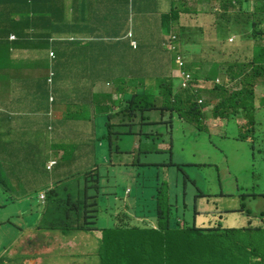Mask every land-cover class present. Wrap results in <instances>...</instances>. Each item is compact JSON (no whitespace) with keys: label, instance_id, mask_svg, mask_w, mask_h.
<instances>
[{"label":"clouds","instance_id":"obj_1","mask_svg":"<svg viewBox=\"0 0 264 264\" xmlns=\"http://www.w3.org/2000/svg\"><path fill=\"white\" fill-rule=\"evenodd\" d=\"M133 1L126 0V4L130 9L133 8L136 13L129 12L125 28L120 32V36H116L112 40L102 38L101 35L98 37L88 35L87 29L82 27V24L85 23L84 18H82L81 24L75 21L74 14L84 12V0H71V3L65 0L67 13L65 22L78 27L81 33H54L48 40L43 37L20 40L14 32L8 35L7 41L11 47L19 45L35 47L43 55L42 64L45 68L42 78L43 81L46 78L49 89L50 105L47 114L50 121L49 132L53 133L56 128L65 130L64 134L73 132L77 135L81 132H88L90 139L84 141L83 144L76 141L54 140L47 144L44 143L42 148L34 150V157L23 158L22 161L25 163L42 167V187L34 189L12 188V183L4 180V174L0 169V190L2 189L0 191V204L2 205L0 210L6 208L4 204L28 206L33 197L38 200L42 207V215L33 224L25 219L29 210H19L12 215L3 214L2 218L7 219H0V264H91L92 261L89 262V257L85 254L90 248L88 245L93 246L90 258L93 260V256L97 257L102 264L100 242L103 239L101 230L105 228L99 226L101 214L107 215L109 218L110 216L122 218L127 216L130 219L128 224L132 229L142 227L151 231L157 230L158 221L154 214V206L141 205L142 208L133 212L135 202L132 201V198L136 193V172L134 173L131 166L132 164L158 166L166 159L174 161L172 157H174L175 145L178 143L185 144L188 135L197 137L202 134L204 138L209 135L206 140L209 141V145H212L211 135L207 130L210 121H214L217 128L231 127L236 129L237 133L231 138L251 144L254 158L256 153H264V142L257 146L258 140L264 138V123L261 121V119L264 120V77L257 78L255 87L256 123L253 125L249 124L248 118L241 110L229 120L214 118L211 112L216 100L211 99L206 93L197 99L199 104L212 100L204 109V112L207 113V119L202 130L185 122L182 118L179 119L176 115L172 119L174 126L169 128L168 125H165L169 120L167 114L162 115L158 111L150 112V118L146 121L154 124L143 127L135 121L121 122L120 115L116 117L122 109L123 99L132 94L134 88L137 87V84L134 83L137 75L134 74L133 67L139 64L138 53L141 50L145 53L153 52L151 54L152 61L149 59L140 73L144 80L149 77L159 78L160 75H166L167 78L175 81L176 88L197 91L198 89H211L214 84V81L205 80L203 76V72L210 64L205 63L201 69L196 68V71L201 75L199 79H195L193 71L190 70L193 56L186 54V48L195 50L194 46L198 45L197 50H195V58L198 62L207 58L229 67L235 62L249 63L254 58L255 49L259 46V42L264 45V40H255L251 36V27L245 30L243 26L228 20V15L233 16L237 10L232 9L231 6L222 10L220 4L223 0H176V8L183 10V13L180 14L178 23L173 24L168 33L161 27V16L169 13L172 8L171 3L174 0H157L156 9L158 10L153 11L148 2L137 0V3L134 1V6H132ZM213 1L217 3L215 4L217 7H213ZM242 1L245 8L250 6L251 9L257 3H264V0H249V4L247 0ZM195 3L211 8L208 19L200 18L201 9L192 10ZM233 3L234 1L232 5ZM75 6L76 9H74ZM137 6L140 8L149 7V10L138 12ZM19 7L21 6L17 7L18 12ZM118 9L119 5H109L108 0H88L86 1L85 12L89 13L88 16L91 20H99L101 25L106 16H110L114 10ZM222 11H227V14L222 16ZM71 16L74 21L73 24L70 23ZM0 19L5 21L1 14ZM5 24L7 23L5 22ZM181 26L199 29L193 33V44H184L180 40L178 28ZM12 27L14 28L15 25ZM123 41L126 43L121 49ZM107 43H112L113 46L107 48ZM158 43L159 46L157 47ZM55 44L60 45L58 55L54 50ZM214 45L226 48L224 52H221L224 54L223 58L212 57L211 52L213 50L210 51L208 47ZM82 48L88 49L91 53H97L94 51L98 50H103L106 53H117L115 60L109 61L105 58V70L102 75L93 74L90 76V92L88 95H84L83 100L81 94L66 91L68 82L64 70L66 53L73 49L80 51ZM10 51L12 54L15 52L14 48H11ZM128 53L131 54V57L125 59L124 55ZM142 59L145 60L148 57L144 56ZM123 62H128V65L123 66L122 70L112 69L116 63L121 64ZM61 65L62 68H60ZM135 72L137 71L135 70ZM215 82L220 84L222 78H217ZM238 84L237 80L229 84L228 88L231 92L238 91L240 88ZM155 85L156 82L144 81L147 92L151 91ZM57 92L58 94H56ZM159 103L160 101L157 102V105ZM95 105L103 112L101 119L103 128L98 131L95 130L97 128L96 120L90 117L91 108ZM154 113H157L156 117L153 116ZM108 117L112 119L108 121ZM82 121L83 126H81ZM131 124L132 127L128 128L118 127L131 126ZM108 125L115 126L110 130L112 134H122L119 137L111 138V149H109V142L106 140ZM178 125L189 126L194 131L187 133L186 130L183 131L180 128L179 132ZM238 131L241 132L238 133ZM216 134L218 135V132ZM180 135H184V137L180 139ZM201 142L207 144L203 139ZM156 143L158 144L153 147ZM105 147L108 149V156L103 155V162L98 163L95 160L97 148L104 150ZM207 148L205 147V150ZM158 151L165 152L159 154ZM204 165L208 164L204 163ZM66 168H71L72 171H65ZM148 172H154V169L147 170ZM160 172L162 173L163 169ZM96 173H99L102 178L100 181L101 189L99 192L87 191V195L98 197L99 207L96 217L98 230L92 232L77 231L87 228V225L84 221L78 222L73 215L74 213H71V219L65 222V206L77 204L80 201L84 191L86 192V188L91 187L87 181L92 179L91 175ZM45 175L48 176V182H45ZM189 176L191 177L190 173ZM127 183L130 184L129 187H127ZM139 189L142 193L145 192L142 187ZM170 189L173 190V188ZM190 192L194 200L189 203H194L195 197L199 196L198 208L200 211L206 212L204 220L200 219L201 222L209 219V223L213 221L215 226L218 222L217 228L222 223L224 229L241 228L243 223H246L245 227L264 226V211L260 206L264 204V194H243L241 195V205L234 208L223 206L224 199L228 195L222 191L207 194L202 189H195L194 183L190 182ZM249 197L262 200L258 204L260 207L258 210L246 208L244 201ZM109 199L111 202H108ZM103 205H107V207L103 209ZM228 216L233 217L235 221L233 225L228 222ZM259 217H262L263 220ZM253 218L259 224L251 225L250 222ZM53 223L56 224L54 226L56 231L45 227H50Z\"/></svg>","mask_w":264,"mask_h":264},{"label":"trees","instance_id":"obj_2","mask_svg":"<svg viewBox=\"0 0 264 264\" xmlns=\"http://www.w3.org/2000/svg\"><path fill=\"white\" fill-rule=\"evenodd\" d=\"M86 1L88 0H84L83 5L84 12L74 14L78 24L83 22L82 18L85 19V23L90 21L89 13L85 12ZM134 1L137 3V0ZM139 1L148 2L152 11L158 10L156 9L157 0ZM175 1H172L169 13L161 16V27L167 33L173 24L178 23L180 14L183 13V10L176 8ZM247 1L249 4L250 1ZM108 2L109 5H119V9L114 10L110 16H106L101 25H89L86 32L100 33L102 38L112 40L120 36V32L125 28L129 12L135 11L128 7L126 0H108ZM220 5L222 10L228 9L229 6L237 10L233 16L228 15L229 21L243 26L245 30L251 27V36L255 40H264V3L255 4L253 9L250 6L245 8L242 0H223ZM18 6L26 7V11L18 12ZM0 9H3V12L9 10L7 14L0 13L5 19V21L0 19L1 24L6 22L10 25L7 30L5 28L0 33V37L4 39H7L12 32L20 40L31 37H43L48 40L54 33H81L78 27L65 22L67 18L65 0H28L26 2L25 0H0ZM137 10L143 12L149 10V7L137 6ZM225 14L227 11H222V16ZM12 25L15 27L12 28ZM198 30L181 26L178 28V36L184 44H193V33ZM106 45L107 48L113 46L112 43ZM59 48V44L54 45L57 55ZM185 52L193 56L190 70L193 71L195 79H199L201 75L196 68L201 69L205 63L210 64L203 72V76L205 80L214 81L211 89L197 91L178 89L175 81L167 78L166 75H160L159 78L149 77L145 80L135 78L134 83L137 87L132 94L123 99L122 109L116 117L120 115L121 122L135 121L143 127L154 124L146 121L150 118V112L158 111L162 115L167 114L169 120L165 125L169 128L174 126L172 119L176 115L179 119L182 118L185 122L202 130L207 119L204 109L212 100L199 104L197 99L206 93L211 99L216 100L211 112L214 118L229 120L241 110L248 118L250 125L256 123L255 87L257 78L264 77V45L259 42L254 58L249 63L235 62L229 67L207 58L198 62L195 58V50L186 48ZM148 53L153 54L151 51ZM219 77L222 78V82L217 84L215 81ZM237 80L240 88L238 91L231 92L228 85ZM144 81L156 82V85L147 92ZM158 101H160L159 105H157ZM111 119L108 117V121ZM118 127L128 128L132 127V124ZM112 128L115 126L108 125L106 140L109 142V149L112 148L111 138L122 135L112 134L110 132ZM184 166L185 164L169 159L158 166L132 164L131 168L134 173L136 172V193L132 198L135 202L133 212L142 208L141 205L154 206L158 228L155 231L142 227L132 229L128 224L130 219L127 216L124 218L110 216L112 221L110 226H100L105 228L101 230L103 232V239L100 242L102 264H264V226L224 229L222 223L218 225V228L216 227L218 222L216 226H211L209 219L201 222L200 219L204 220L206 212L198 208L199 196L195 197L194 203H189L194 200L190 192V182L194 183L195 189L201 188L189 176V169L185 170ZM150 169H154V172L147 173ZM91 178L87 181L91 187L86 188L80 201L77 204L65 206V222L69 221L71 213H74L78 222L84 221L87 225V228L77 231L98 230L96 228L98 197H89L87 191L99 192L102 178L99 173L91 175ZM139 187H142L145 192L142 193ZM55 225L53 223L52 226L45 227L56 231Z\"/></svg>","mask_w":264,"mask_h":264},{"label":"crops","instance_id":"obj_3","mask_svg":"<svg viewBox=\"0 0 264 264\" xmlns=\"http://www.w3.org/2000/svg\"><path fill=\"white\" fill-rule=\"evenodd\" d=\"M25 11L26 7H19V12ZM8 12L9 10L3 12V9H0L1 14ZM70 19V23L73 24L72 16ZM91 24L100 25L99 20H91L83 23L82 27L88 28ZM9 27L10 25L0 22V33ZM88 35L98 37L101 34ZM125 43L126 41H123L121 49ZM11 48L15 50L13 54ZM94 52L97 53H91L85 48L80 51L73 49L66 53L64 59L68 82L66 91L81 94L82 100L84 95L90 92V76L104 73L105 58L109 61L117 59V53L114 52L106 53L103 50ZM42 59L43 55L35 47L22 45L11 47L7 39L0 37V169L4 174V180L12 183L11 187L15 189L42 187V167L22 160L25 157H34V150L42 148L44 143L60 139L83 144L90 139L88 132L77 135L73 132L64 134L65 130L57 128L53 133L49 132L50 121L47 117L50 105L49 89L46 78L44 81L42 78L45 68ZM62 67L61 65L60 68ZM68 170L72 171L71 168L65 169ZM45 182H48L47 175Z\"/></svg>","mask_w":264,"mask_h":264},{"label":"rangeland","instance_id":"obj_4","mask_svg":"<svg viewBox=\"0 0 264 264\" xmlns=\"http://www.w3.org/2000/svg\"><path fill=\"white\" fill-rule=\"evenodd\" d=\"M68 3H71V0H67ZM192 4V3H191ZM214 6L217 7V3L213 1ZM166 9V8H165ZM201 9L200 18L208 19L209 13L211 11L210 7L201 6L199 3H195L192 7V10ZM198 45L194 46V49L197 50ZM208 49L211 52L212 57L214 58H223L224 52L226 50L225 47H221L219 45L209 46ZM148 57V59H142V57ZM131 54H125L124 58L129 59ZM152 61L151 53H144L143 50L138 53V62L136 66L133 67L134 74L137 75L136 79L142 78L140 75L141 71L145 68V64L148 60ZM128 65V62L116 63L112 66L114 70H122L123 66ZM135 70L137 72H135ZM154 117L157 116V113L153 114ZM90 117L93 120H96L97 128L95 130H99L103 128L101 125V119L103 118V112L100 108L95 105L91 108ZM262 123L264 120L261 119ZM94 124V122H93ZM214 121H210L208 125V132L211 135V143L209 145L208 139L209 135L204 138L201 134L197 137H191L188 135L186 137L187 142L185 144H176L173 149L174 162H179V164H185L183 167L185 170L189 169V173L191 177L197 182L198 186L207 194L224 192L228 197L224 199L223 206L225 207H234L237 208L241 205L242 199L241 195H260L264 194V153H256L255 158L253 156V150L251 148V144L246 142L237 141L231 138L234 134L237 133V130L231 127L217 128L215 126ZM194 127V126H193ZM180 128L187 133H191L194 130L189 126L178 125V130L180 132ZM195 128V127H194ZM215 131V132H214ZM175 132V131H174ZM218 132V135L216 134ZM241 131H238V133ZM184 135H180V139H182ZM199 137H201L199 139ZM207 142V144H203L201 140ZM264 142V138H261L257 142L258 145H262ZM160 143V142H159ZM158 143L154 144L157 145ZM107 146V145H106ZM205 147H208L205 150ZM165 151H158L159 154H163ZM103 155L108 156L107 147L103 149L97 148L95 160L98 163L103 162ZM207 163L208 165H204ZM130 184L127 183V187ZM2 191V189L0 190ZM262 200H257L253 197L247 198L244 203L246 208L258 210L260 207L258 206L259 202ZM108 202H111L109 199ZM107 202V205H108ZM6 208L4 210H0V219L5 220L7 218H2L3 214L12 215L19 210H29L26 214V221L30 223H35L37 219L42 215V207L39 205L38 200L33 197L28 206H15L11 204H4ZM107 205H103V209L107 207ZM0 206H2L0 204ZM261 209L264 211V204H261ZM246 217V216H245ZM228 222L233 225L235 223L233 217L228 216ZM259 219L263 220L262 217ZM110 222L112 223L109 216L101 214L99 217V226L108 227L110 226ZM211 226L214 225L213 221L209 223ZM251 225L259 224L255 219H251ZM246 223H243L241 227H245ZM90 248L86 251V255L89 257L88 261L91 264H100V261L97 257L93 256V260L90 258L93 252V246L88 245Z\"/></svg>","mask_w":264,"mask_h":264}]
</instances>
